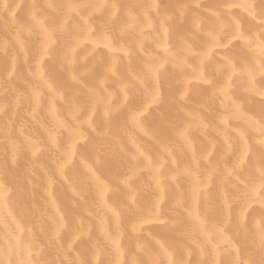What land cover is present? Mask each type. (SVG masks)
Returning a JSON list of instances; mask_svg holds the SVG:
<instances>
[{
	"label": "snow or ice",
	"instance_id": "snow-or-ice-1",
	"mask_svg": "<svg viewBox=\"0 0 264 264\" xmlns=\"http://www.w3.org/2000/svg\"><path fill=\"white\" fill-rule=\"evenodd\" d=\"M21 7L19 3L2 5L6 13V37L0 41L3 67L0 86L4 88L5 96L9 92L13 94V103H6L0 112L7 116L10 107L19 109L26 102L33 130L31 134H25L21 127L22 139L15 140L12 139L15 113L5 124L4 135L10 142V149L0 166V208L9 207L13 186L18 182V177L12 173L18 157L30 152L36 160L45 150L54 151V167L43 173L45 191L55 207L52 189L59 182L71 193L73 202L90 197L92 207L111 214L115 234L105 218L100 220V231L115 252V259L109 264H126L120 260L124 219L132 233H138L144 225H155L160 231L158 237L150 233L151 239L147 243L137 240L141 259L134 260L133 264H193L191 259L183 257H191L194 253L210 257L197 264H264V7L257 13L250 3L220 5L228 9L241 8L260 31L255 36L245 33L241 30L240 19L233 16L231 27L225 29L221 24V32L208 31L205 46L198 50L189 48L190 55L199 60L201 70L196 79L211 89L203 103L219 101L220 104L217 122L223 134L222 150L215 141H209L207 146L201 145L199 149L196 147L194 130H206L209 125L200 108L187 109L190 92L185 85L177 89V96L172 101L176 109L174 118L166 126H149L150 109L164 102L165 64L174 60L175 54L170 52L166 41L158 40L155 43L157 48L163 46V57L159 52L148 54L132 69L133 52L118 41L138 27L135 15L129 13L127 21L118 24L120 5L64 0L46 5L33 3L27 17L19 19L17 13ZM141 7L147 9L145 20L147 26H151L150 13L153 9L158 10L160 5ZM212 15L220 20L219 12ZM97 16L102 18L106 30L93 44L91 19ZM77 20L75 29H70L72 22ZM172 20L171 14L160 18L159 27L165 36L172 27ZM204 23L201 17L192 20L196 30H201ZM234 42H242L251 54V62L240 66L227 54L236 46ZM89 44H93V51L106 48L109 53L119 51L122 56H113L102 69L96 64L89 66L88 59L82 62L79 59V51L87 49ZM215 49H223L224 53L219 54L221 62L216 66L218 79L212 80L205 75L204 69L212 57L218 55ZM143 50V44H140V51ZM19 52L24 53L23 65ZM124 60H127L129 70L122 73L119 65ZM25 68L29 79L23 77ZM64 73H67L66 79ZM257 74L261 78L259 87L256 86ZM238 75L247 76L248 94L259 97L258 115H246L243 104L234 96ZM85 77L95 83L86 85L87 91L82 98L75 93L70 96L71 86L84 84ZM16 79L21 80L22 89L10 87ZM110 82L118 84L117 92L109 91ZM59 102L63 103L58 109ZM45 107L47 117L41 121L38 114ZM233 120L241 123L233 126ZM114 129L128 137L131 148L126 152L122 148V152L134 164L124 167L122 162L116 163L106 144L109 139H117L113 135ZM144 137L149 143L141 142ZM178 154L190 157L182 172L189 180V188L187 192H180L176 199L178 206L190 204L187 221L167 216L161 209L167 198L166 181L175 182L178 172L174 169L166 174V165L169 161L176 165ZM218 155L219 158L214 160ZM77 161L81 166L79 171L75 170ZM142 161H146V165L142 166ZM114 168L118 171L113 176ZM144 171L149 173L155 188L151 207L147 209L137 206L135 200L134 186ZM125 193H130L126 200L123 199ZM117 195L120 197L118 202L114 200ZM73 210L69 208V213ZM57 214L53 238L66 229L65 216L59 215L58 207ZM8 217H11V224L7 218L0 217L5 229L0 243V264H41L32 259L36 245L27 238L26 229L11 212ZM69 235L67 251H73L74 245L82 241L86 233L78 229ZM177 240L182 242L180 258H177ZM222 245L231 257L227 261L219 259ZM257 253L258 260L255 258ZM99 255L100 249L95 246L91 259L78 258L76 264H106Z\"/></svg>",
	"mask_w": 264,
	"mask_h": 264
},
{
	"label": "bare ground",
	"instance_id": "bare-ground-1",
	"mask_svg": "<svg viewBox=\"0 0 264 264\" xmlns=\"http://www.w3.org/2000/svg\"><path fill=\"white\" fill-rule=\"evenodd\" d=\"M8 3L11 6L19 3L22 7L18 10V18L25 19L30 11V5L33 3L39 5H46L48 3H61L64 0H0V41H3L6 37L5 31V18L6 13L3 12V3ZM90 3H103V4H116L120 5L118 16V24L124 23L128 19V14L131 13L137 17L139 22L138 27L134 32L127 34L123 40L118 41L125 47L132 50L133 55L131 57V68L135 69L139 63L147 58L148 54L159 52L161 57L164 55L163 46L157 48L156 41L164 40L167 42V46L170 52L175 54V59L170 60L165 64L166 75L164 78L163 96L164 102L157 107L156 105L150 109L149 126H166L171 119L174 118L175 106L172 101L177 96V89L181 85H185L189 88L190 99L186 105L188 110H195L200 108L201 115L204 117L205 122L209 127L206 130H194L196 137V147L199 149L201 145L207 146L209 141H215L218 149L222 150L223 134L220 126L217 122V114L220 111L219 101L213 104H204V99L210 95L211 89L205 83H201L196 79V75L200 72V65L198 58L193 57L189 53V48L199 49L205 46L207 41L208 31L214 30L217 33L221 32L220 25L223 24L227 29L233 25L232 17L235 16L241 21V30L245 33L255 36L259 31V26L250 21L246 13L241 8H222L220 5L228 3L253 4L259 13L264 7V0H87ZM159 4L160 8L153 9L150 13L152 19V25L147 26L145 20L146 5ZM199 5V7H197ZM183 6V7H182ZM213 12L220 13V20L217 21L212 15ZM159 13V14H158ZM171 14L173 20L171 21L172 27L167 34L164 35L163 31L159 27L160 18L163 15ZM195 17H201L205 20V23L201 25V30L193 28L192 20ZM79 21H74L70 25V29H75ZM93 27L94 41L103 37L105 27L103 20L99 16L91 19ZM93 44H89L87 49L79 51V59L82 62L85 59L89 60V66L96 64L102 69L103 65L109 63L113 56H122V53L117 51L115 53H109L106 48H96L93 51ZM140 44H143V52L140 51ZM236 45L227 54L231 56L238 65L242 66L244 63L251 62V54L243 47L242 42H234ZM82 48L84 46H81ZM218 55L212 57L211 61L204 69L205 75L212 80L218 79L216 72V66L221 62L220 55L223 54V49H215ZM21 64L23 65L24 53H18ZM211 55V54H210ZM94 57V58H93ZM119 68L121 72L129 70L127 60L120 63ZM3 76L2 61H0V78ZM24 79H29L27 69L23 73ZM65 79L67 73H64ZM236 85L233 90L234 96L240 100L243 104L244 112L246 115H258L259 114V97L250 96L246 91L248 87V78L246 75H238L236 78ZM188 82V83H186ZM95 81L91 78L85 77L84 84L71 86V94H79L82 98L86 93V85H92ZM261 78L256 75V86L259 87ZM10 87L23 88L21 80L16 79ZM110 92L118 91V84L110 82ZM115 98V97H114ZM11 105L13 103V94L9 92L5 96L4 88L0 86V108L5 104ZM63 102L57 103V108H61ZM203 107L201 108V105ZM66 110V109H65ZM15 113V126L12 131V139H22L20 135L21 127L24 128L25 134H31L33 130V120L30 114L29 107L25 102L19 109L10 107L8 115L0 112V166L4 164L6 158V151L10 149V142H7L4 135L5 124L9 117ZM47 117V108L42 113L38 114V119L43 121ZM241 121L233 120L231 124L237 126ZM103 131V129H101ZM113 135L117 137L116 140H107L106 144L114 154V159L117 164L122 162L124 167L129 164H134L130 158L124 156V152L131 148L128 141V137L124 135L122 131L113 130ZM142 143H149L147 137L141 140ZM122 148L124 152H122ZM154 160H156V152L152 151ZM56 153L45 150L39 154V159L33 160L30 152L22 153L17 160V165L12 169L14 176L18 177V182L14 184L11 194V200L7 209L0 208V217L7 218V222L11 224V217H8V212L12 213V216L19 221L26 229V235L28 239H31L36 248L34 249V255L32 259L40 261L41 264H68L69 261L72 264H76L79 259H91L92 248L98 246L100 249L99 259H102L109 264L114 261L115 252L110 241L104 238L100 231V220L105 218L108 225L111 227V231L115 234V225L112 222L111 214L104 209L92 207V200L90 197H86L85 200L73 202L71 193L67 191L66 187H62L61 183L57 182L52 191L54 192V198L56 206L51 203L48 193L44 188L43 173L49 171L54 167V159ZM189 156L178 154L176 165H172L169 161L166 165L167 173H170L174 169H178L177 180L175 182L166 181V193L167 198L164 203L161 204V209L167 216H174L187 221L189 219L187 208L190 204L185 206H178L176 204L177 196L180 192H187L189 188V180L182 175L184 167L187 165ZM219 155L214 158L218 159ZM142 166L146 165V161H142ZM79 161H77L76 171L80 170ZM117 168L113 169V176L115 175ZM110 179L113 177H109ZM243 178V174L241 175ZM31 181L29 183L28 181ZM135 200L136 205L142 208L151 207V203L154 199L155 188L151 183L149 173L147 171L142 172L139 180L135 184ZM130 193H125L123 199H127ZM215 195V189L213 190V196ZM120 197L117 195L114 197L115 201H119ZM57 207L59 208V215L65 216L64 223L66 229L62 230L58 237L53 238V232L55 230V221L58 219ZM69 208L74 209L69 213ZM127 217V213L124 214ZM82 230L86 235L82 238V241L77 242L74 245L73 251H67V244L70 240V233L76 230ZM4 224L0 223V243H2V236L4 233ZM121 231L124 233L122 237V250L120 260L126 262V264H133L134 260L141 259V254L138 252L136 244L139 239L143 243L150 241V233L153 236L158 237L160 234L159 228L155 225H144L138 233H132L128 227L127 219H124ZM177 258L182 255V242L177 240ZM63 245V247H62ZM226 246L222 245V251L219 259L229 260L231 257L227 251L223 249ZM38 253V254H37ZM26 255V253H25ZM185 260L191 259L193 264H197L200 260L210 259L207 255L200 256L198 253H194L191 257L184 255ZM255 258L258 260V253L255 254Z\"/></svg>",
	"mask_w": 264,
	"mask_h": 264
}]
</instances>
